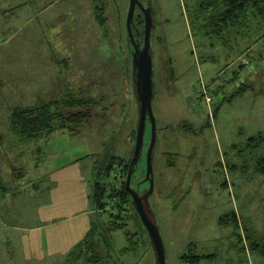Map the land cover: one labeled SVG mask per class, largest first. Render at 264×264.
<instances>
[{
    "label": "rangeland",
    "instance_id": "obj_1",
    "mask_svg": "<svg viewBox=\"0 0 264 264\" xmlns=\"http://www.w3.org/2000/svg\"><path fill=\"white\" fill-rule=\"evenodd\" d=\"M130 1L0 0V144L18 148L11 162L18 180L15 222L40 229L10 232L0 219V263L12 246L19 247L21 263L24 256L28 264L67 263L76 244L66 237L83 239L94 218L100 240L111 212L118 213L114 201L100 215L86 214L104 161H128L134 155L140 116L127 32ZM203 1L141 0L153 8L155 20L158 138L150 204L167 264H185L187 255L214 254L201 264H264V257L244 249L246 240L241 242L234 224L220 223L236 212L253 242L264 239V174L257 171L264 142H250L264 136V22L253 20L228 37H206V16L197 17ZM135 19L141 28V8ZM246 58L251 67H242ZM67 96L97 101L80 133L58 131L22 143L10 132L12 109L63 102ZM152 137L149 120L138 181L146 177ZM121 168L102 180L119 188ZM46 196L57 200L47 215L42 210ZM124 214H130L125 222L132 238L126 231H106L111 248L103 245L101 264H157L146 227L133 213ZM70 229L77 234L71 236ZM127 247L135 250L124 254Z\"/></svg>",
    "mask_w": 264,
    "mask_h": 264
},
{
    "label": "trees",
    "instance_id": "obj_2",
    "mask_svg": "<svg viewBox=\"0 0 264 264\" xmlns=\"http://www.w3.org/2000/svg\"><path fill=\"white\" fill-rule=\"evenodd\" d=\"M197 11L198 18L206 16L204 19L206 22V31L204 35L206 37H228L235 33L237 34L239 28H243L253 20L264 22V0H205L200 3ZM101 18L102 17H100V20ZM142 22H144V20H142ZM138 29H140L139 26ZM129 47L130 51H132L130 43ZM242 67H244V65H242ZM170 69L171 74H174L172 65ZM96 103L97 101H95L94 98L76 99L75 97L67 96L63 99V102L53 101L31 107L14 108L11 111L10 130L16 139L22 143L48 138L58 131H67L74 134L80 133L83 126L89 124L91 121L93 117L91 108ZM61 107H65L70 111L65 113L63 110H60ZM250 142L251 144L256 142L258 145L262 144V142H264V136L260 134L258 137L251 138ZM122 159L123 158L111 157L104 161L93 191V202L98 211H105L106 208L111 206L115 201L116 209L119 208L118 213L111 212L110 215L112 220L110 221V227L108 230H105L104 234H101L102 239L97 240L98 235L94 228H91L84 240L69 253V261L67 260V263L65 262L63 264H101V261L106 258L100 252L103 245L111 248V244L109 243L110 240L103 237H108L107 232L109 231L112 232V235L121 230L126 231L129 235L128 239L131 240L132 236L126 230L127 223L125 222L128 218L127 216L130 214L125 215V211L131 214L133 213L132 215L143 223L127 191V181L125 177H128L127 171L129 173V164H131L132 158L130 159L131 161ZM118 165H121V167L123 166L121 171H118L116 174V179H121V186L119 188L115 185L116 183L102 180V178L111 177L112 172ZM257 171L260 174H264V157L258 162ZM136 175L133 177V185L134 183L138 185L141 181L136 180ZM220 223L234 224L241 242L244 241V239L246 240L247 244L244 249H248L251 254L256 253L264 257V239L253 242L250 230L244 223L242 224L238 213L233 212L231 215H227L221 219ZM238 230L240 232L243 231L242 234L244 233V236L238 234ZM134 250L135 248L133 247H127L123 250V253H130ZM213 257H215V254L207 256L187 255L184 257V263L201 264L203 259Z\"/></svg>",
    "mask_w": 264,
    "mask_h": 264
},
{
    "label": "water",
    "instance_id": "obj_3",
    "mask_svg": "<svg viewBox=\"0 0 264 264\" xmlns=\"http://www.w3.org/2000/svg\"><path fill=\"white\" fill-rule=\"evenodd\" d=\"M137 8H141L146 16L145 20V43L144 46L138 41L140 34L134 32L135 16ZM155 29L154 10L152 7H144L141 0H131L127 16V32L129 43L132 46V59L134 69V80L136 96L139 104V125L137 131L134 155L130 164L127 177V191L132 199L140 218L146 227L154 251L157 264H167L166 245L158 226L156 214L150 204V197L155 189L154 157L158 138V123L154 113L155 82H154V54L152 48V34ZM152 121L153 137L147 157V172L143 181L134 187L133 177L136 175L140 164L144 160V149L146 145V133L148 121ZM149 183L151 188L142 189L144 183Z\"/></svg>",
    "mask_w": 264,
    "mask_h": 264
},
{
    "label": "crops",
    "instance_id": "obj_4",
    "mask_svg": "<svg viewBox=\"0 0 264 264\" xmlns=\"http://www.w3.org/2000/svg\"><path fill=\"white\" fill-rule=\"evenodd\" d=\"M9 130H10V126H9ZM10 132H11V130H10ZM0 138H4V135L0 134ZM5 145H6V143H5ZM13 149H15V151ZM17 149H18L17 145L14 148V147H12V145L11 146H9V145L3 146V144H0V196H1V199H0V219L2 220L1 225L6 227V229L8 231L20 232L21 234L25 235L28 233L30 234V231H37L40 229L38 227L20 228L18 226L17 222H15L17 219L18 211H17V202H16L17 198H15L16 194H13V191H14V187L16 186V182L18 180H17V178H16V180L14 179V176H16V174L12 177L11 172H13L14 168H13V165L11 162L13 161L14 158H18ZM15 154H17L16 157H14ZM9 162H10V164H8ZM15 191H16V189H15ZM93 191H94V186L92 189V194L89 195L91 211L86 212V214L90 213L91 215H98V214L100 215V212L95 207V204L93 202ZM50 201H51V198L47 199V196L44 198V205L42 206L43 207L42 210H45L46 215L48 213H50L51 208L55 207V204H57V200H55V199H52L53 204ZM51 206H53V207H51ZM13 217H14V220H13ZM93 219L94 218H92V220ZM92 220H90L91 226H90V229L88 230V232L91 230L92 224L95 223V222H92ZM73 233L77 234V232L75 230L70 229L71 236ZM6 234L7 235L5 236V241H7L6 243L10 244L9 241H12V237L10 235H8L9 234L8 232H6ZM58 238H60V237H58ZM84 238L79 241V240H74L75 238L71 239V237H66V239L69 240V243L70 244L72 243L71 245L76 244V246L78 244H80L84 240ZM50 247L52 248V246H50ZM9 250H12V253H9L6 256L7 258H4V259H6L5 262L1 261L0 264H28V260L25 258V256L23 258V263H21L22 255L20 253L16 252V251H20L19 247L13 248V246H12L11 248H9ZM60 250L65 251L63 248H61ZM48 254L52 255V253H48ZM4 256H5V254H4Z\"/></svg>",
    "mask_w": 264,
    "mask_h": 264
},
{
    "label": "flooded vegetation",
    "instance_id": "obj_5",
    "mask_svg": "<svg viewBox=\"0 0 264 264\" xmlns=\"http://www.w3.org/2000/svg\"><path fill=\"white\" fill-rule=\"evenodd\" d=\"M139 9V8H138ZM142 10V9H141ZM143 14H144V23L142 25V27L140 29H138V25L137 23L135 22V28H134V32L137 33V30H139L140 34L137 36V39L138 41H140L141 45L144 46V43H145V33H144V30H145V20H146V16H145V13L144 11L142 10ZM136 20V19H135ZM131 54H132V51H131Z\"/></svg>",
    "mask_w": 264,
    "mask_h": 264
},
{
    "label": "built area",
    "instance_id": "obj_6",
    "mask_svg": "<svg viewBox=\"0 0 264 264\" xmlns=\"http://www.w3.org/2000/svg\"><path fill=\"white\" fill-rule=\"evenodd\" d=\"M243 65H244L245 67H247V66L251 67L252 62H251L248 58L243 59ZM212 99H213V98H211V97H207V100H208L209 102H211Z\"/></svg>",
    "mask_w": 264,
    "mask_h": 264
},
{
    "label": "bare ground",
    "instance_id": "obj_7",
    "mask_svg": "<svg viewBox=\"0 0 264 264\" xmlns=\"http://www.w3.org/2000/svg\"><path fill=\"white\" fill-rule=\"evenodd\" d=\"M135 144H136V143H135ZM133 153H134V152H133ZM122 160H124V158H123ZM130 161H131V160H130ZM125 165H126V164H125ZM129 165H130V164H129ZM129 165H128V168H129ZM124 167H125V166H124ZM141 170H142V168H141ZM141 170H140V171H141ZM141 173H142V171H141ZM127 174H128V171H127ZM144 174H145V172H144ZM144 174H143V175H144ZM143 175H141V177H142ZM126 181H127V176H126Z\"/></svg>",
    "mask_w": 264,
    "mask_h": 264
}]
</instances>
